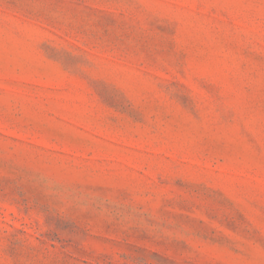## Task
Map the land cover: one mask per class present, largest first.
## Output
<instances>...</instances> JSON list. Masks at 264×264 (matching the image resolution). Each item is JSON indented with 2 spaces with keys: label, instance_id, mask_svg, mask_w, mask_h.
<instances>
[{
  "label": "rangeland",
  "instance_id": "obj_1",
  "mask_svg": "<svg viewBox=\"0 0 264 264\" xmlns=\"http://www.w3.org/2000/svg\"><path fill=\"white\" fill-rule=\"evenodd\" d=\"M0 264H264V0H0Z\"/></svg>",
  "mask_w": 264,
  "mask_h": 264
}]
</instances>
